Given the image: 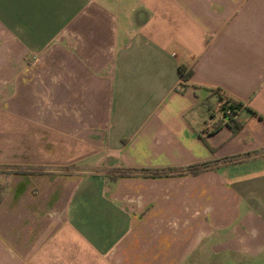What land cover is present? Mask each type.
Masks as SVG:
<instances>
[{
	"label": "crops",
	"instance_id": "obj_1",
	"mask_svg": "<svg viewBox=\"0 0 264 264\" xmlns=\"http://www.w3.org/2000/svg\"><path fill=\"white\" fill-rule=\"evenodd\" d=\"M10 165L0 264H264V0H0Z\"/></svg>",
	"mask_w": 264,
	"mask_h": 264
},
{
	"label": "trees",
	"instance_id": "obj_2",
	"mask_svg": "<svg viewBox=\"0 0 264 264\" xmlns=\"http://www.w3.org/2000/svg\"><path fill=\"white\" fill-rule=\"evenodd\" d=\"M192 69L187 70L185 66L180 67V73H181V84L184 86L187 83V80L192 75ZM222 99L225 100V105H230L234 108L235 111L239 112L240 106H242V102H239L237 99L233 98L232 96L228 95L224 91H222L220 88L215 89ZM227 124L232 128L233 132H238L242 128V123L238 120V117H231L230 120L227 122ZM209 163H196L193 165H190L188 167H182L177 170H152V168H136V167H122L118 168V172L116 174H113V177H117L118 175H131V174H147V175H159V174H175V173H198L201 170H204ZM5 173L11 174V173H40L42 172L41 168H35L32 166H18V165H10L7 166L6 170H4ZM7 189V183H1L0 182V202L3 200L5 192Z\"/></svg>",
	"mask_w": 264,
	"mask_h": 264
},
{
	"label": "built area",
	"instance_id": "obj_3",
	"mask_svg": "<svg viewBox=\"0 0 264 264\" xmlns=\"http://www.w3.org/2000/svg\"><path fill=\"white\" fill-rule=\"evenodd\" d=\"M219 95V94H218ZM213 111L220 117L224 122H228L231 117H237L238 112L234 110L230 105H225V100L218 96V100L213 105ZM213 129V128H211Z\"/></svg>",
	"mask_w": 264,
	"mask_h": 264
},
{
	"label": "rangeland",
	"instance_id": "obj_4",
	"mask_svg": "<svg viewBox=\"0 0 264 264\" xmlns=\"http://www.w3.org/2000/svg\"><path fill=\"white\" fill-rule=\"evenodd\" d=\"M35 58V57H34ZM73 168H75V166H73L72 168H70V169H73ZM64 171H66V170H68L69 168L68 167H64V168H62ZM0 170L1 171H3V170H6V167L5 166H0ZM243 263H245V262H243Z\"/></svg>",
	"mask_w": 264,
	"mask_h": 264
}]
</instances>
